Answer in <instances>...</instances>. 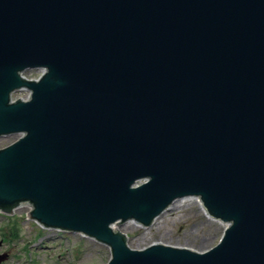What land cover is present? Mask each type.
I'll return each mask as SVG.
<instances>
[{
    "label": "water",
    "instance_id": "95a60500",
    "mask_svg": "<svg viewBox=\"0 0 264 264\" xmlns=\"http://www.w3.org/2000/svg\"><path fill=\"white\" fill-rule=\"evenodd\" d=\"M11 135L0 211L31 206L108 264H264V0H0ZM190 197L229 225L219 245L129 247L121 225Z\"/></svg>",
    "mask_w": 264,
    "mask_h": 264
},
{
    "label": "rangeland",
    "instance_id": "374dc122",
    "mask_svg": "<svg viewBox=\"0 0 264 264\" xmlns=\"http://www.w3.org/2000/svg\"><path fill=\"white\" fill-rule=\"evenodd\" d=\"M29 79H36L41 71L28 70ZM27 90L13 94V100L25 99ZM18 135L0 138V149L15 142ZM177 205V208H176ZM30 207L17 208L14 214L0 212V254H8L0 264H105L110 258V249L94 239L81 234H71L56 229H47L26 219ZM15 224L18 238L4 240V229ZM226 226L211 221L197 198L178 201L170 211L160 216L150 228L135 222L120 226L128 235L129 246L141 249L153 243L187 247L205 251L216 246Z\"/></svg>",
    "mask_w": 264,
    "mask_h": 264
},
{
    "label": "bare ground",
    "instance_id": "6f19581e",
    "mask_svg": "<svg viewBox=\"0 0 264 264\" xmlns=\"http://www.w3.org/2000/svg\"><path fill=\"white\" fill-rule=\"evenodd\" d=\"M177 204V203H176ZM174 206H175V204H174ZM176 208H177V205H176Z\"/></svg>",
    "mask_w": 264,
    "mask_h": 264
}]
</instances>
